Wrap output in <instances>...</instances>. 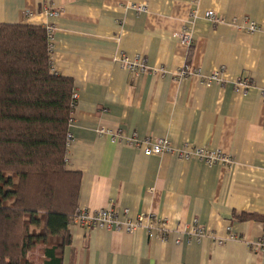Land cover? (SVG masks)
<instances>
[{
	"label": "crops",
	"instance_id": "obj_1",
	"mask_svg": "<svg viewBox=\"0 0 264 264\" xmlns=\"http://www.w3.org/2000/svg\"><path fill=\"white\" fill-rule=\"evenodd\" d=\"M3 23L54 29L52 65L77 94L67 167L82 175L79 207L171 227L163 240L146 227L70 225L63 264H264V0H0ZM137 54L144 71L125 63ZM242 77L253 81L247 95L235 89ZM149 137L174 151L149 156L131 143ZM185 145L232 160H184Z\"/></svg>",
	"mask_w": 264,
	"mask_h": 264
},
{
	"label": "trees",
	"instance_id": "obj_2",
	"mask_svg": "<svg viewBox=\"0 0 264 264\" xmlns=\"http://www.w3.org/2000/svg\"><path fill=\"white\" fill-rule=\"evenodd\" d=\"M47 27L0 25V264H63L81 172L67 167L74 81ZM42 256L37 259L35 253Z\"/></svg>",
	"mask_w": 264,
	"mask_h": 264
},
{
	"label": "built area",
	"instance_id": "obj_3",
	"mask_svg": "<svg viewBox=\"0 0 264 264\" xmlns=\"http://www.w3.org/2000/svg\"><path fill=\"white\" fill-rule=\"evenodd\" d=\"M139 10H144L145 5L138 6ZM53 15H60L58 10H52ZM206 17L211 19L215 23H220L222 19L216 15L214 11H207L205 13ZM250 31H256L259 29V26L252 23L250 26ZM48 36H49V48L52 51L53 49V38H54V29L52 26H47ZM180 38L183 42L191 43L192 36L189 31H182L180 33ZM136 61H129L127 57H125V63L132 71H144L147 69L145 57L143 54H137L135 56ZM51 61V72L56 73L53 65L52 59ZM214 79H220V72H216L213 75ZM253 86V81L249 77H242L239 81L236 82L235 89L237 92L247 95L250 88ZM74 98L77 102V94L74 93ZM262 96L264 99V89L262 90ZM102 135L110 137L112 141H117L120 139V134L118 132L101 130ZM73 138L72 133L68 134V147L71 139ZM132 145H135L140 150H142L146 155H162L165 153H170L174 151L172 144L169 142L167 138H156L152 139L149 137L142 142L137 140H132ZM193 156L200 158L202 161L209 165L220 164L226 165L231 162V157L229 154L220 150H211L207 147H198L195 149L190 148L189 145H185L182 150L179 151V157L184 160H189ZM71 226H80L87 229L90 228H100L107 230H115L125 233H135L139 228L146 227L149 229L150 236H156L165 240L167 238L168 233L171 230V227L168 221L165 218H161L154 214H141L136 218H132L129 215L128 209L124 211V215H119L111 208H101L90 210L86 207H78L76 213L73 215L71 219ZM154 229L157 230L154 232ZM193 233H197L199 235L207 234V231H204L202 228L193 227ZM260 245H263L264 248V240L261 241Z\"/></svg>",
	"mask_w": 264,
	"mask_h": 264
}]
</instances>
